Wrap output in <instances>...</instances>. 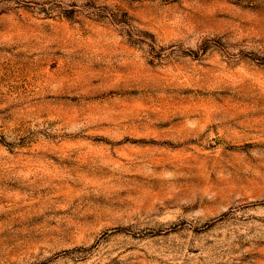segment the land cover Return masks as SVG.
Masks as SVG:
<instances>
[{
	"label": "rangeland",
	"instance_id": "rangeland-1",
	"mask_svg": "<svg viewBox=\"0 0 264 264\" xmlns=\"http://www.w3.org/2000/svg\"><path fill=\"white\" fill-rule=\"evenodd\" d=\"M0 264H264V0H0Z\"/></svg>",
	"mask_w": 264,
	"mask_h": 264
}]
</instances>
